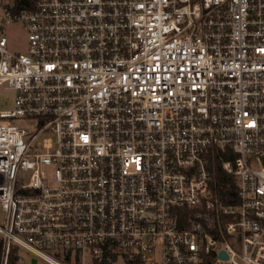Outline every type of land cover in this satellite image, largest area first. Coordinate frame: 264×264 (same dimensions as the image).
Here are the masks:
<instances>
[{
	"label": "built area",
	"instance_id": "obj_1",
	"mask_svg": "<svg viewBox=\"0 0 264 264\" xmlns=\"http://www.w3.org/2000/svg\"><path fill=\"white\" fill-rule=\"evenodd\" d=\"M17 5L0 0L29 41L0 32L2 264L15 244L49 264H264V0Z\"/></svg>",
	"mask_w": 264,
	"mask_h": 264
},
{
	"label": "rangeland",
	"instance_id": "obj_2",
	"mask_svg": "<svg viewBox=\"0 0 264 264\" xmlns=\"http://www.w3.org/2000/svg\"><path fill=\"white\" fill-rule=\"evenodd\" d=\"M4 1L7 3V2H12L13 0H4ZM14 2H16V0H14ZM20 14L21 13H19V15ZM0 32L3 35L8 37L9 50L13 52H17V53H25L28 51L29 49L28 29L26 28L24 21L20 19H16L11 22H8L7 17L4 14L3 8H0ZM14 106H15L14 91L7 90L4 87L0 88V109L13 108ZM35 121L36 120L28 121L27 124H30L32 122L34 123ZM39 121H40V124H42L44 122V119L39 118ZM48 136L53 139H56L57 137L54 131H45L41 134L39 139H42L43 137H48ZM53 175H54L53 168L52 167L48 168V176L51 178L53 177ZM0 209H1V206H0ZM19 248H20L19 253L21 257L19 258L18 264H49L48 262L44 261L42 258H39L37 262H34L33 258L36 256L30 250L22 246H20ZM10 255H11V252H10ZM10 255H9V260H10ZM2 260H3V246L1 245L0 264H2ZM9 260H8V264H9ZM60 260L65 261L63 258H61ZM113 262H114L113 264H128L127 257L121 254H119L118 258L114 260ZM88 264H93V262H91L90 260V257L88 260Z\"/></svg>",
	"mask_w": 264,
	"mask_h": 264
},
{
	"label": "trees",
	"instance_id": "obj_3",
	"mask_svg": "<svg viewBox=\"0 0 264 264\" xmlns=\"http://www.w3.org/2000/svg\"><path fill=\"white\" fill-rule=\"evenodd\" d=\"M16 3H20V6L17 5V7L14 10L15 14H19L21 11L20 9L30 3V0H16ZM22 5V6H21ZM217 169L214 173V181H218L223 184V187L221 188V192L224 196H228L230 198V193H235L236 191V182L234 181V178H232L230 175H228L224 170L221 168V158L217 156V159L215 161ZM227 199V198H226ZM1 240H0V250H1ZM20 246L19 245H13L10 255L9 264H18L20 256ZM110 253L106 252L102 259H94L93 264H113L114 260H116L119 256L118 252ZM125 257H127L128 264H139L138 260L136 258H130L128 254H124Z\"/></svg>",
	"mask_w": 264,
	"mask_h": 264
},
{
	"label": "water",
	"instance_id": "obj_4",
	"mask_svg": "<svg viewBox=\"0 0 264 264\" xmlns=\"http://www.w3.org/2000/svg\"><path fill=\"white\" fill-rule=\"evenodd\" d=\"M223 255H226V253L223 252ZM33 260H34V262H37L38 261V258L37 257H34Z\"/></svg>",
	"mask_w": 264,
	"mask_h": 264
}]
</instances>
